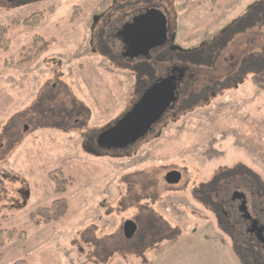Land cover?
<instances>
[{"label":"rangeland","instance_id":"obj_1","mask_svg":"<svg viewBox=\"0 0 264 264\" xmlns=\"http://www.w3.org/2000/svg\"><path fill=\"white\" fill-rule=\"evenodd\" d=\"M144 1L0 0L10 41L0 51V230L26 234L25 241L0 248V264H241L201 201L215 198L209 191L233 170L252 177L264 193V60L255 71L236 70L242 56L263 52L264 29L260 41L253 37L257 29L232 35L209 69L181 64L180 56L205 49L257 0H148L167 14L173 38L160 51L173 56L158 58L155 48L149 57L125 59L123 46L111 38ZM36 12L43 16L37 26L12 23ZM35 36L55 42L30 63L6 65ZM177 63L194 69L189 86L196 100L177 98L125 149L99 147L97 135ZM33 106L44 116L35 117ZM53 107L54 116H47ZM54 169L70 182L64 193L53 191L48 174ZM170 170L181 173L179 183L165 182ZM144 184L155 191L140 203L171 227L170 240L151 247L145 230L131 242L122 234L124 221L138 214L128 190ZM60 197L68 203L64 216L35 227L30 213Z\"/></svg>","mask_w":264,"mask_h":264},{"label":"trees","instance_id":"obj_2","mask_svg":"<svg viewBox=\"0 0 264 264\" xmlns=\"http://www.w3.org/2000/svg\"><path fill=\"white\" fill-rule=\"evenodd\" d=\"M42 19L43 16L41 12H36V13H32L22 21L15 20L12 23L23 24L25 26L34 27L37 26L42 21ZM254 29L257 30L255 31V33H253V37L254 39L256 38L258 41H260L259 31L261 29H264V0H257L254 3L250 4L246 9L245 13L242 14L240 17H238L236 20H234L231 24L226 26V28L222 30L220 35L217 36V38L214 39L213 42L207 43L205 49L203 50L199 49L196 52L187 51L183 53L182 56H180L181 57L180 62L181 64H187L188 62L191 63V65L193 66L204 67L206 69H209L211 67L212 62L216 60L219 54H221L220 52L224 44L230 42V40L232 39V35L235 34L244 35L248 30H254ZM7 32H8V25L0 23V51H7L9 48L10 41L7 37ZM54 42H55L54 38L44 39L41 36H35L31 45L22 51L20 58L15 63L13 64L7 63L6 65L18 66V65L30 63L36 60L37 58H39L43 52L48 51L50 46ZM253 43H255V40ZM162 48L163 47L158 49L159 52L156 54L158 58L163 59L164 56H173V54L171 55V52L173 51L170 50V51L162 52L160 51ZM263 52L258 51L255 53H249L242 56L239 59V61H237L239 66L236 68L237 72L243 75L246 72L255 71L254 69L257 66L260 67L262 60H264ZM176 57L178 58V56ZM175 65H179V64L178 63L174 64L170 66L169 69H171ZM189 67L190 68L187 69V74L183 77V79L180 82V90L178 93L179 100L181 99V102H185V103L194 102L198 96L197 93H194V91H190L191 88L189 86V84L191 83L190 80L195 78L194 77L195 72L193 71L194 69H192L190 65ZM190 70L192 72H190ZM152 82H150V84ZM182 92L185 93L181 94ZM62 101H65L67 104H70L71 102L70 99L67 100L62 99ZM46 110H48L49 112L47 116H52L57 111L55 107L47 108ZM32 111L33 112L36 111V113L39 115L35 117L44 116L43 112L42 114H40L41 107L40 108L36 107L35 109V107L33 106L31 108V113ZM62 114H63L62 118L64 119V113ZM48 178L54 183L53 191L56 194L64 193L66 191L68 184H70L68 179L64 178V175L59 169H54L53 171H51L48 174ZM147 185L148 184H144L143 186H140V190L134 188L133 190H128V204L135 205L138 208L137 217L134 218L137 224V231L131 239L127 240L123 238V240L131 242L138 237L139 233H141V230L142 231L145 230L143 234V238L146 240V243L149 242L145 246L151 247L155 245V242H159L162 240H170V238H168L165 233L171 230V227L163 219H161L147 204L140 203L142 199L153 198V193H154L153 190L155 188L153 187L152 189L148 190ZM67 209H68L67 200L63 197H60L54 199L47 207H37L34 211L30 213L29 220L35 227H39L40 225H48L62 218L64 214L67 212ZM25 240H26V234L24 231H19L15 229H10L5 231L0 230V248L10 243L11 241L22 242ZM131 247L132 246H130V248ZM1 256L2 255L0 254V258ZM12 264H24V260H17Z\"/></svg>","mask_w":264,"mask_h":264},{"label":"water","instance_id":"obj_3","mask_svg":"<svg viewBox=\"0 0 264 264\" xmlns=\"http://www.w3.org/2000/svg\"><path fill=\"white\" fill-rule=\"evenodd\" d=\"M168 35L165 10L160 6L148 7L121 27L119 36L126 45L122 55L130 59L147 57L150 50L161 47L168 40ZM176 71L177 75L171 74L152 82L126 114L97 135L96 144L101 148L125 149L142 139L163 114L173 107L177 99V83L184 75L185 68ZM180 179L181 173L178 170H170L164 176L165 182L171 185L179 183ZM239 194L240 189H235L233 196ZM136 231L135 221H124L122 234L125 239H131ZM260 239L264 245V238Z\"/></svg>","mask_w":264,"mask_h":264},{"label":"flooded vegetation","instance_id":"obj_4","mask_svg":"<svg viewBox=\"0 0 264 264\" xmlns=\"http://www.w3.org/2000/svg\"><path fill=\"white\" fill-rule=\"evenodd\" d=\"M146 1H144L140 8L133 10L130 18L128 19L127 17L126 20L117 27L114 32L115 34L113 33L114 36L111 39H113V41L115 40V42H119L123 46L121 55L126 50V45L119 36V31L123 24L130 21L134 15L146 11L148 7L159 6L158 3L148 4ZM169 39H171V37L168 35V40ZM161 47H158V49ZM153 50L155 49L150 50L149 54H151ZM122 56L128 59V57ZM149 56L150 55H148V57ZM178 68V66H173L162 77L171 74L177 75L176 70ZM186 74L187 70L184 71L182 78L178 80L177 98L180 82ZM226 172L228 173V177L221 179L218 181L219 183H217V186L225 191V196H219L220 194L217 191L219 188L216 187L209 191V197L210 195H215V198L213 196L210 198L207 197L209 198L208 200L202 199L201 202L215 214L217 225L220 227L222 233L229 238L236 253V257L241 264H264V245L260 239L264 238V193L258 186V183L252 181V177L248 178L247 176L241 175L242 172L236 170ZM242 177L247 180L242 179ZM223 182H225L227 186H224L225 183L222 184ZM235 189H240V196H233ZM212 192L214 193L211 194ZM242 208L243 210H241Z\"/></svg>","mask_w":264,"mask_h":264}]
</instances>
